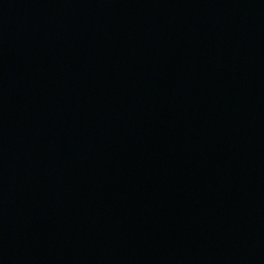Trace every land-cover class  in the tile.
I'll return each mask as SVG.
<instances>
[{
	"label": "water",
	"instance_id": "95a60500",
	"mask_svg": "<svg viewBox=\"0 0 264 264\" xmlns=\"http://www.w3.org/2000/svg\"><path fill=\"white\" fill-rule=\"evenodd\" d=\"M0 264H264V0H0Z\"/></svg>",
	"mask_w": 264,
	"mask_h": 264
}]
</instances>
